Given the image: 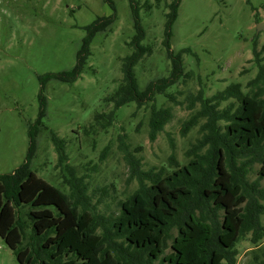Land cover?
Returning a JSON list of instances; mask_svg holds the SVG:
<instances>
[{
    "label": "rangeland",
    "instance_id": "obj_1",
    "mask_svg": "<svg viewBox=\"0 0 264 264\" xmlns=\"http://www.w3.org/2000/svg\"><path fill=\"white\" fill-rule=\"evenodd\" d=\"M110 2L116 7V21L110 33L95 36L81 77L72 84L51 80L43 85L41 77L76 66L87 27L114 14L110 3L0 0V174H11L26 161L29 126L39 118L43 94L46 113L32 170L66 193H70L71 181L80 180L92 205L106 216L119 214L120 203L138 188L132 158L141 161L144 171L171 166L173 153L181 165L189 163V149L200 137L199 127L182 135L183 122L193 113L190 95L202 90L210 97L231 83L246 86L258 72L255 44L264 57V31L257 34V26L264 23V0H182L170 29V47L175 55L182 54L185 73H192L193 79L170 88L173 99L157 97L159 108L174 109V119L152 142L150 107L138 109L136 103H130L117 110L115 122L106 131L87 132L97 113L113 109L104 99L121 85L122 59L134 52L130 43L137 31L131 0ZM135 2L145 31L142 45L153 49L135 68L139 88L144 91L151 81L168 77L172 70L165 46L170 10L163 6L166 0L161 7L156 0ZM52 133L62 140L63 162ZM254 169L251 181L257 179L260 165ZM261 184L264 186V179ZM260 246L264 248V240ZM257 248L249 234L238 244L237 264H249ZM0 264H19L1 237Z\"/></svg>",
    "mask_w": 264,
    "mask_h": 264
},
{
    "label": "trees",
    "instance_id": "obj_2",
    "mask_svg": "<svg viewBox=\"0 0 264 264\" xmlns=\"http://www.w3.org/2000/svg\"><path fill=\"white\" fill-rule=\"evenodd\" d=\"M163 1L156 0L157 6ZM108 2L114 14L87 27L76 66L41 77L43 85L51 80L72 84L81 77L95 36L110 33L116 21V7ZM181 2L166 0L163 5L170 10L165 42L172 63L170 75L151 81L141 91L135 68L153 49L142 45L145 31L140 9L131 0L137 31L130 43L134 52L122 59L121 85L104 99L113 109L97 113L87 132L106 131L115 122L117 110L130 103L138 109L150 107L152 142L174 119V109L159 108L157 97L173 99L168 90L193 79L192 73H185L182 54L175 55L170 47V29ZM146 7L152 6L146 3ZM253 50L258 72L246 86L231 83L210 97L202 90L190 95L193 113L183 122L182 135L199 127L200 137L189 149L188 164L181 165L173 153L171 166L144 171L141 161L132 158L138 188L120 203L119 214H100L80 180L71 181L66 193L32 170L47 105L41 94L39 118L29 126L26 161L13 173L0 174V237L19 264H237L238 244L249 234L258 247L249 264H264L260 246L264 240V57L257 44ZM52 134L63 162L62 140ZM171 146L175 151L172 141ZM257 164V179L251 181Z\"/></svg>",
    "mask_w": 264,
    "mask_h": 264
},
{
    "label": "water",
    "instance_id": "obj_3",
    "mask_svg": "<svg viewBox=\"0 0 264 264\" xmlns=\"http://www.w3.org/2000/svg\"><path fill=\"white\" fill-rule=\"evenodd\" d=\"M261 31H264V23L257 26V34H259Z\"/></svg>",
    "mask_w": 264,
    "mask_h": 264
}]
</instances>
